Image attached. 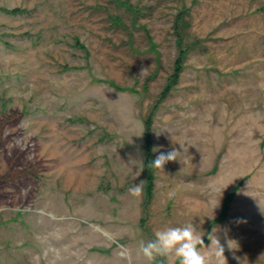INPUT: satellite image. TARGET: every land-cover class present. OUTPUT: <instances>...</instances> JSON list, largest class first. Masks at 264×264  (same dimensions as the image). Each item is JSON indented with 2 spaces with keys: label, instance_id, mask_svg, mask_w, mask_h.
Listing matches in <instances>:
<instances>
[{
  "label": "rangeland",
  "instance_id": "1",
  "mask_svg": "<svg viewBox=\"0 0 264 264\" xmlns=\"http://www.w3.org/2000/svg\"><path fill=\"white\" fill-rule=\"evenodd\" d=\"M187 223L264 264V0H0V264H149Z\"/></svg>",
  "mask_w": 264,
  "mask_h": 264
},
{
  "label": "clouds",
  "instance_id": "2",
  "mask_svg": "<svg viewBox=\"0 0 264 264\" xmlns=\"http://www.w3.org/2000/svg\"><path fill=\"white\" fill-rule=\"evenodd\" d=\"M181 147L183 146L181 145ZM178 153L180 152L175 148L167 153L161 152L152 161L151 166L163 170L168 162L177 160ZM142 185L143 182L138 185L134 184L129 189L130 195L140 197L142 195ZM217 207H219V199L213 209ZM203 236L193 223L167 227L156 230L153 240L146 243L142 241L139 250L149 264H153L158 257L168 258L170 264L176 260L179 261V264H228L225 247L220 243V240L215 235H211V239L208 238L210 245L206 246ZM233 243L236 247H233ZM227 246L229 250L238 248L237 242L233 240H228ZM204 249L208 251H204Z\"/></svg>",
  "mask_w": 264,
  "mask_h": 264
},
{
  "label": "trees",
  "instance_id": "3",
  "mask_svg": "<svg viewBox=\"0 0 264 264\" xmlns=\"http://www.w3.org/2000/svg\"><path fill=\"white\" fill-rule=\"evenodd\" d=\"M180 46V43H179ZM186 54L185 50L180 47V53L175 60V65H174V71L173 73L169 76L167 83L165 85V88L161 94V97L165 95L172 87L173 83L177 82L179 79V75L182 69V63L184 61V55ZM151 117H152V112L148 115L147 119L145 120V125H146V130H145V148H146V158H145V174L147 177V190L148 193L152 191L153 187V179H154V167L151 166L152 161L154 160L153 157V141L152 137L150 134V125H151Z\"/></svg>",
  "mask_w": 264,
  "mask_h": 264
}]
</instances>
